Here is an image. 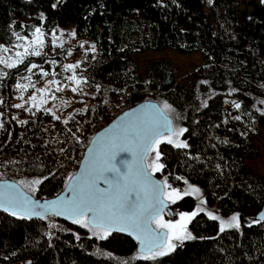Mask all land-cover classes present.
<instances>
[{
    "label": "trees",
    "instance_id": "1",
    "mask_svg": "<svg viewBox=\"0 0 264 264\" xmlns=\"http://www.w3.org/2000/svg\"><path fill=\"white\" fill-rule=\"evenodd\" d=\"M60 27L93 41L94 53L76 63L82 86L93 90L90 100L64 119L44 108L16 118L11 86L20 67L10 69L0 81V178L39 177L32 194L54 196L108 122L112 100L167 102L172 121L187 129L181 138L188 147L161 144L165 167L157 176L175 187L197 185L222 215L239 212L240 228L220 232L218 221L200 212L188 222L195 239L145 260L126 235L101 240L54 216L0 210V264H264V221L245 217L264 204V176L245 164L261 153L255 136L264 126V0H0V49L35 28ZM168 48L200 52L186 73L189 84L177 82L179 66L167 57L138 71L135 52Z\"/></svg>",
    "mask_w": 264,
    "mask_h": 264
},
{
    "label": "snow or ice",
    "instance_id": "2",
    "mask_svg": "<svg viewBox=\"0 0 264 264\" xmlns=\"http://www.w3.org/2000/svg\"><path fill=\"white\" fill-rule=\"evenodd\" d=\"M209 2L211 3V0ZM56 6L53 5V7ZM72 35H75V32ZM17 39L22 38L17 35ZM44 43L43 33L40 28H37L34 38L27 46H24L23 52L15 53L17 59L14 62L0 58V64H5L9 69L16 68L18 64L23 63L24 57L40 56L42 52L37 49H42ZM29 49H32L31 52ZM92 50H95L94 46ZM2 51L7 53L8 49L3 48ZM38 67L36 64H31L27 70L32 72ZM77 67L76 64H68L65 65V70ZM41 73L48 75L47 72H43V69ZM0 74L7 75V73ZM68 80L75 81L76 85L82 82L75 75L69 76ZM48 83L49 85L59 84L56 80ZM16 87L27 89L29 85L18 83ZM50 90V88H42L38 91L43 93ZM55 90L59 92L63 89L57 86ZM72 91H77V88L73 87ZM51 98L56 97L53 95ZM30 99L36 100V97L32 96ZM46 102V100L41 101V103ZM15 107L21 108L23 105L16 104ZM235 107L239 108L240 105L235 104ZM172 111L174 110L171 105L164 102L162 105L143 106L139 111L134 110L131 114L126 113V116L132 117L129 121L111 130L107 136L101 134L96 145L88 149V159L85 161L83 173L68 178L67 189L71 193L68 198L59 197L54 201L40 203L29 197H21L5 191L0 193V209L10 212L13 216L20 215L27 219L64 216L72 223L88 229L93 236L101 240L106 239L113 230L130 232L139 242V258L156 260L158 257L170 255L182 246L184 241L195 239L187 230V224L198 213L204 211L203 207H197L191 213H180V219L176 222L165 221L162 218V213L167 207L166 201L174 204L181 195L188 196L200 191L198 188L189 186V190L181 193L180 190L172 188L167 183V179L163 183L153 179V174L163 171L165 167L164 164L159 163L161 144L173 145L178 149L188 147L186 142L179 139L187 129L173 127L169 115ZM53 116L59 119L55 113ZM150 155L152 158L149 161ZM41 182V180H35L33 184L39 185ZM101 183L106 187H101ZM31 190L35 192L36 189L33 187ZM201 203L203 204L204 201ZM207 215L212 220L219 221L220 232L225 229L240 228L238 214L228 220H222L212 212H208ZM261 221H264V212L259 214L258 220L254 223ZM50 227H56V225H50ZM76 238L80 239L79 236ZM105 255L111 254L105 253ZM123 264L128 262L124 261Z\"/></svg>",
    "mask_w": 264,
    "mask_h": 264
},
{
    "label": "rangeland",
    "instance_id": "3",
    "mask_svg": "<svg viewBox=\"0 0 264 264\" xmlns=\"http://www.w3.org/2000/svg\"><path fill=\"white\" fill-rule=\"evenodd\" d=\"M36 29L37 28H35L30 34L19 35L22 38L19 40L17 39L16 35L10 44H7L0 49V58L5 59L8 62H14L17 59L15 53L17 51L23 52L24 46H27L34 38ZM42 33L45 42L44 47L42 49H37L40 50L42 54L40 56L28 55L24 57L23 63L17 65V67L19 66L20 68L14 72L16 80L14 83H12L11 94L14 104L13 112L16 118L25 116L29 109L44 108L46 110L51 109V113H55V116L64 119L72 112V109L84 107L86 104H88L90 96L93 92L92 89L84 88L82 84L76 85L75 81L68 80L69 76L75 75L77 79L82 81V78L76 68L67 71L65 70V65L76 64L80 55L85 56L87 54L94 53L92 50L94 46L93 41L89 38L72 35L73 32L69 27H60L50 33ZM17 45H20V47H17ZM3 48H7L8 52H3ZM31 50L32 49H29L30 52ZM162 57L171 59L173 63L179 66L180 71L177 77V82L179 84H189L191 82V77H187L186 73L198 65L201 59L199 51L181 52L171 48L163 50L147 49L144 51H137L133 54V58L138 63V71L140 72L144 70L145 65L149 61ZM43 62H48L49 67H41L40 65L43 64ZM31 64H36L39 67L33 69L32 72H28L27 69L31 66ZM41 69H43V72H47L48 75H43L41 73ZM10 71L12 70L7 68L5 64H0V73L8 74ZM34 71L37 73V75H34ZM4 76L6 75L0 74V81ZM51 80H56L59 82V84L49 85L48 82ZM18 83L22 85L27 84L29 87L27 89H18L16 87ZM33 84L35 85L34 87L31 86ZM57 86L61 87L63 90L57 92L55 90ZM73 87H76L77 91L73 92ZM42 88H50L51 90L45 91L43 93L38 91ZM53 95H55V99L51 98ZM32 96H35L36 100L30 99ZM42 100H46L47 102L41 103ZM120 102L127 103L128 107L133 105L122 100L115 99L111 101V103ZM262 102H264V100L260 102V107L264 110V103ZM16 104H22L23 107L17 108L15 107ZM162 104L163 102L160 103V105ZM173 127L176 129L181 128L175 122H173ZM179 139L183 141L181 136ZM255 141L260 149V156L256 159L246 160L245 164L247 168L264 176V126L259 129L258 134L255 136ZM151 158L152 157L150 155L148 160L150 161ZM159 163H161V160ZM38 179L39 177H22L16 181L23 187V189L32 193L33 191L31 189L35 186L33 181ZM189 186L198 188L200 190L197 185L190 182H185L182 187L172 186V188H176L180 190L181 193H183L184 191L189 190ZM165 191H170V189H165ZM201 201H204V203L202 204ZM197 207H203L205 213L212 212L222 220H228L233 215L239 214V212L237 213L234 211L229 215H222L216 203H206L203 192L200 190L199 193H192L188 196L181 195V198L178 199L174 204L169 203L171 212H165L162 215V218L165 221L176 222L180 219V213H191L195 211ZM245 217L246 221H250L255 218L253 215H247Z\"/></svg>",
    "mask_w": 264,
    "mask_h": 264
},
{
    "label": "water",
    "instance_id": "4",
    "mask_svg": "<svg viewBox=\"0 0 264 264\" xmlns=\"http://www.w3.org/2000/svg\"><path fill=\"white\" fill-rule=\"evenodd\" d=\"M149 104H157L160 105L157 101L155 100H141L133 105H131L129 108L123 110L122 112H120L115 118L111 119L109 122H107L104 126H102L101 128H99L97 131H95L93 133V135L90 137L86 147L83 150V153L81 155V158L79 160V164L76 168V170L70 175V176H78L81 175L85 169V161L88 159V149L90 147H94L97 143V141L99 140V138L101 137V134H104L105 136L110 134L111 130H114L120 126H122L123 124H125L127 121H129L132 117L131 115H125L126 113L131 114L133 113L134 110L139 111L143 106L149 105ZM171 118V117H170ZM172 120V119H171ZM173 125V122H172ZM108 130V131H106ZM69 176V177H70ZM153 179L157 180V181H162V179H160L157 176V172L153 174ZM69 184V179H67L64 187L62 188V190L60 192H58L56 195L51 196L49 198H37L35 197L33 194H31L30 192L26 191L25 189H23V187L14 179H9V178H0V193L2 192H9L10 194L13 195H18L21 197H29L33 200H37L40 203H45V202H50V201H54L57 200L59 197H64L65 199L68 198L71 193L68 192L67 189V185ZM5 186H11V187H5ZM101 187H106V185H104L103 183H101L100 185ZM167 203V207L164 209V211H168L171 212L169 209V203L166 201ZM1 211H3V209H0ZM163 211V212H164ZM264 212V204H262V206L260 207V209L255 213V218L258 220L259 218V214ZM56 218L65 220V221H71L69 219H67L64 216H55ZM33 218H38V217H33ZM41 219V218H38ZM154 227V225H153ZM166 231V230H164ZM112 232H118V233H122L125 234L127 236H129L130 238H132L135 242H136V250L137 252H140V245L139 242L136 240L135 236L130 234V232H121V231H115L113 230Z\"/></svg>",
    "mask_w": 264,
    "mask_h": 264
},
{
    "label": "built area",
    "instance_id": "5",
    "mask_svg": "<svg viewBox=\"0 0 264 264\" xmlns=\"http://www.w3.org/2000/svg\"><path fill=\"white\" fill-rule=\"evenodd\" d=\"M128 107V104L125 102L112 103L108 109L107 116L109 119L115 117L121 110Z\"/></svg>",
    "mask_w": 264,
    "mask_h": 264
},
{
    "label": "bare ground",
    "instance_id": "6",
    "mask_svg": "<svg viewBox=\"0 0 264 264\" xmlns=\"http://www.w3.org/2000/svg\"><path fill=\"white\" fill-rule=\"evenodd\" d=\"M110 106H111V105H110ZM110 106H109V107H110ZM109 107H108V109H109ZM128 108H129V107H128ZM125 109H127V108H125ZM125 109H123V110H125ZM123 110H121L120 112H122ZM107 112H108V110H107ZM120 112H119V113H120ZM119 113H118V114H119ZM118 114H117V115H118ZM117 115H116V116H117ZM116 116H115V117H116ZM115 117H113V118H115ZM113 118H111V119H113ZM111 119H109L108 116H107V120H108V122H109ZM171 119H172V118H171ZM78 164H79V163H78ZM160 179H161V178H160ZM162 181H163V180H162ZM59 192H60V191H59ZM31 194H32V193H31ZM35 197H36V196H35ZM37 198H38V197H37ZM169 209H170V208H169ZM165 212H168V211L165 210V211L162 213V215H163ZM9 213H10V212H9ZM169 213H170V212H169ZM54 217H55V216H54ZM55 218H56V217H55ZM57 219H59V218H57ZM60 220H62V219H60ZM63 221H65V220H63ZM67 222H71V221H67ZM112 233H118V232H112ZM119 234H122V233H119ZM123 235H125V234H123ZM126 236H127V235H126ZM128 237H129V236H128ZM129 238H130V237H129ZM131 239H132V238H131ZM132 240H133V239H132ZM135 244H136V242H135ZM136 252H137V250H136ZM137 253L139 254V252H137Z\"/></svg>",
    "mask_w": 264,
    "mask_h": 264
}]
</instances>
